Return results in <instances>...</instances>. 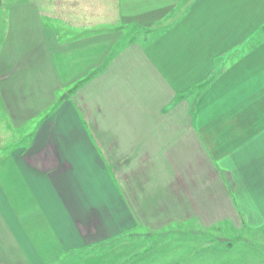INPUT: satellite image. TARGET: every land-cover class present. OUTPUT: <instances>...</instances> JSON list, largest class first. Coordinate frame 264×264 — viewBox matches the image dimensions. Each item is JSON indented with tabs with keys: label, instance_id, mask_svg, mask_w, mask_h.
<instances>
[{
	"label": "crops",
	"instance_id": "1",
	"mask_svg": "<svg viewBox=\"0 0 264 264\" xmlns=\"http://www.w3.org/2000/svg\"><path fill=\"white\" fill-rule=\"evenodd\" d=\"M0 104V264H264V0H0Z\"/></svg>",
	"mask_w": 264,
	"mask_h": 264
},
{
	"label": "rangeland",
	"instance_id": "2",
	"mask_svg": "<svg viewBox=\"0 0 264 264\" xmlns=\"http://www.w3.org/2000/svg\"><path fill=\"white\" fill-rule=\"evenodd\" d=\"M163 25L164 23H162L157 30L155 31L154 34L156 33H161L162 31H164L163 29ZM6 119V118H5ZM4 117H3V111H2V107L0 104V132L3 133L2 130H5V121ZM7 120V119H6ZM8 124V121H7ZM6 129H9V126L6 127ZM20 136V134L18 133H13L11 130L9 131V133L7 134V136L5 138L7 139H3L0 137V156L3 155V153H5L7 150L5 147H7L11 142H15L18 140V137ZM139 232V234H138ZM137 232V236H138V242L141 241L142 244L139 243V245H134L133 242L136 241V237H130V236H126V238L123 241H126L127 245L120 244L118 247L120 248V251L118 253H120L121 255H124L125 258H129V256L133 253H135V251H138L142 248H148L146 244H151V245H157V243L161 242L159 239V236H152V237H148L146 234L147 232L141 230ZM194 233V232H192ZM262 235H258V234H249L246 232H242L240 235L239 233L233 231L232 229H230L229 227L226 226H221L219 227V230L217 232L215 231H208L206 232V234H203L200 236V238L206 240L205 245H203L202 247L207 248L208 250H210L211 248L214 247H218L221 245L226 246L227 243H233L234 245L242 243L240 239H244L245 241L249 242V245L251 246H261L260 243L261 242V237ZM145 237H147L145 239ZM215 237V238H213ZM144 241V242H142ZM203 241V240H202ZM202 241H200V243L202 244ZM162 245V243L157 246ZM143 246V247H142ZM109 247V246H108ZM108 247H107V251H108ZM150 247V246H149ZM211 247V248H210ZM115 250V249H114ZM118 251V250H117ZM85 253L87 254L88 252L85 251ZM116 253H112V259L116 256ZM86 256V255H85ZM159 257V256H158ZM123 261V260H122ZM124 262V261H123ZM79 263H82L81 261ZM102 264V261L98 260L95 261L94 264ZM90 264H93V262L90 261Z\"/></svg>",
	"mask_w": 264,
	"mask_h": 264
},
{
	"label": "trees",
	"instance_id": "3",
	"mask_svg": "<svg viewBox=\"0 0 264 264\" xmlns=\"http://www.w3.org/2000/svg\"><path fill=\"white\" fill-rule=\"evenodd\" d=\"M230 245V244H229Z\"/></svg>",
	"mask_w": 264,
	"mask_h": 264
}]
</instances>
